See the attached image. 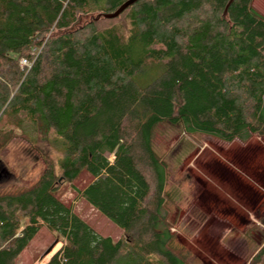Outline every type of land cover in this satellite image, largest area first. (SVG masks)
<instances>
[{"label":"trees","instance_id":"1","mask_svg":"<svg viewBox=\"0 0 264 264\" xmlns=\"http://www.w3.org/2000/svg\"><path fill=\"white\" fill-rule=\"evenodd\" d=\"M125 1L0 0V150L16 135L49 140L60 180L86 170L79 196L122 233L112 242L54 198L45 164L29 187L0 190V264L42 227L62 242L45 264H190L170 232L155 128L226 144L264 136V17L252 0L224 15L226 0H138L93 21ZM149 67L159 73L137 87ZM263 262L264 243L248 264Z\"/></svg>","mask_w":264,"mask_h":264},{"label":"rangeland","instance_id":"2","mask_svg":"<svg viewBox=\"0 0 264 264\" xmlns=\"http://www.w3.org/2000/svg\"><path fill=\"white\" fill-rule=\"evenodd\" d=\"M251 5L264 17V0H252ZM158 73V68L149 67L133 82L141 88ZM48 141L39 139L33 145L16 135L0 150V190L27 188L45 164L51 165L54 198L99 235L112 242L120 239L121 229L78 194L93 180L90 174L81 170L71 182L61 181L57 168L61 154ZM152 148L166 165L170 232L191 253L189 263L248 264L264 243V136L226 144L203 135H185L163 123L155 128ZM61 246L42 227L14 264H45Z\"/></svg>","mask_w":264,"mask_h":264},{"label":"water","instance_id":"3","mask_svg":"<svg viewBox=\"0 0 264 264\" xmlns=\"http://www.w3.org/2000/svg\"><path fill=\"white\" fill-rule=\"evenodd\" d=\"M138 0H126L125 2H123L114 12L112 13H108V14H98L93 18V21H97L99 18H104V19H113L118 17L126 8H128L129 6L133 5L134 3H136ZM232 2V0H226L225 3V9L223 12V15L225 13L226 8L228 7V5ZM51 249L48 248V250L45 252V254H47L49 252V250Z\"/></svg>","mask_w":264,"mask_h":264},{"label":"built area","instance_id":"4","mask_svg":"<svg viewBox=\"0 0 264 264\" xmlns=\"http://www.w3.org/2000/svg\"><path fill=\"white\" fill-rule=\"evenodd\" d=\"M19 65L21 67H29L28 63L25 60H23V59L19 61ZM263 264H264V262H263Z\"/></svg>","mask_w":264,"mask_h":264}]
</instances>
